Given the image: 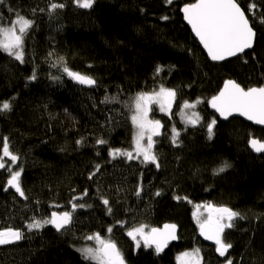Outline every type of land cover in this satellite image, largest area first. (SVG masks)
Here are the masks:
<instances>
[{
	"label": "trees",
	"instance_id": "trees-1",
	"mask_svg": "<svg viewBox=\"0 0 264 264\" xmlns=\"http://www.w3.org/2000/svg\"><path fill=\"white\" fill-rule=\"evenodd\" d=\"M196 2L94 0L82 8L76 0H0V25L17 15L32 21L23 61L0 50V104H11L0 111V149L6 138L19 157L15 164L5 157L0 169V231L22 233L0 246V264H95L80 249L94 247L88 237L96 234L116 243L125 264H178L196 249L203 264H264V154L249 148L253 138L264 141V130L239 118L222 122L211 106L229 80L264 87V0H237L257 41L225 63L210 61L183 20L181 9ZM51 3L64 7L51 11ZM65 68L96 88L78 87ZM161 86L195 104L199 122L178 125L175 143L162 137L159 167L136 155L113 158L115 149L134 152L135 98ZM20 169L21 198L7 184ZM208 204L239 213L223 234L232 245L226 256L199 239L196 209ZM63 212L72 220L61 232L29 228ZM170 223L179 226V242L162 254L137 249L127 235Z\"/></svg>",
	"mask_w": 264,
	"mask_h": 264
},
{
	"label": "snow or ice",
	"instance_id": "snow-or-ice-1",
	"mask_svg": "<svg viewBox=\"0 0 264 264\" xmlns=\"http://www.w3.org/2000/svg\"><path fill=\"white\" fill-rule=\"evenodd\" d=\"M76 3L82 8H91L94 0H76ZM63 7V4H50L51 11ZM255 7L254 4L251 5L249 11H252ZM183 11L185 18L202 41L212 60H224L227 57L236 56L238 53L244 52L245 49L252 48L255 32L248 16L241 9L237 0H197L194 4L186 5ZM31 26V20L19 15H17L16 20L9 26L0 25V50L23 61L22 48L24 35ZM64 71L81 84L94 85L96 83L91 77L72 72L68 68H65ZM159 71H161L160 68L157 69V72ZM32 79H35L34 75ZM175 97V90L166 89L161 86L158 92L138 94L134 101V114L131 119L137 128L135 138L136 158L142 155L144 161L154 163L156 167H159V164L153 152L154 141L152 138L160 134L159 130L162 126L160 121L148 119V113L153 103L158 104L161 111L170 112ZM211 106L225 118L237 112L247 116L249 120L264 124V87H253L245 90L235 81L229 80L225 82L224 88L219 95L212 98ZM194 107L195 104H189L188 102H185L183 105L184 109ZM10 108L11 104L7 101L0 104V111L10 110ZM186 122L191 124L198 123V114H193ZM215 124L216 121L212 120L207 125L210 137ZM173 131L175 133V130ZM146 133L147 146L142 143ZM178 136L179 133H175L173 137L174 143ZM98 143L103 144L105 141L100 140ZM250 143L255 151L264 152V143L256 139L251 140ZM0 153H2L0 154V169H5V157L9 158L12 164H15L19 159L17 155L10 151V146L6 138L3 141ZM111 155L113 158L116 156H127L129 159L133 158L131 152L120 149L113 150ZM228 166L225 164L217 171L223 172ZM22 171V169L12 171L10 173L11 178L7 181V184L13 187L21 196H24L20 184ZM177 199H180V197H177ZM104 204L107 205L108 201L104 200ZM73 207L75 208L76 205H73ZM205 207L209 210L208 217L201 221L199 215H197V222L200 225L201 234L206 239L214 240L218 246L216 250L221 256H225L232 245L224 241L223 234L225 229L233 226L232 221L235 217L239 216V213L227 207H215L211 204L205 205ZM71 220L72 216L69 212H63L61 214L52 213L50 219L34 221L29 225V228L39 229L43 225L52 224L59 231L64 229L66 225H69ZM108 231L111 232V229H108ZM175 233L176 225L172 224L165 225L164 229L152 228L149 232H145V227L142 225L132 228L127 234L136 241L137 248L141 246L142 240L143 244L147 247L155 245V251L159 253L167 246L169 240H175L177 238ZM21 238L22 233L18 230L6 229L0 231V245L10 244L19 241ZM88 239L97 241L98 247L80 249L85 259L93 260L96 264H125L123 253L114 241L103 239L99 234L88 237ZM184 256L194 257L191 264H201L199 249H196L192 253H185ZM227 264H232V261L228 260Z\"/></svg>",
	"mask_w": 264,
	"mask_h": 264
},
{
	"label": "rangeland",
	"instance_id": "rangeland-1",
	"mask_svg": "<svg viewBox=\"0 0 264 264\" xmlns=\"http://www.w3.org/2000/svg\"><path fill=\"white\" fill-rule=\"evenodd\" d=\"M158 91H159V89H154L152 92H149V93L158 92ZM184 103H185L184 101H180L179 100V97H178V95L176 93V97H175V100H174V102L172 104L170 112L169 111H161L160 108H159V105L155 104V103H153L150 106V111L148 113V119L154 120V121L158 120V121H160V124L162 126L160 128V130H159L160 134L156 135V136H153V138H152L153 141H154L153 152L156 150L155 147H156L157 143H159L162 140V137L164 138L166 136V138H168V140L169 139H173L175 133L177 132V126L178 125H180L182 127H185V128H186L187 125L188 126L196 125V124H191V123H187L186 122V120L188 118L192 117L193 114H195V112H194L193 108L184 109L183 108ZM165 123H168V125H166V126L169 127V129L165 128ZM134 129H135V132H134V138H133V140H134V152L132 153L133 156L136 155V152H135V138H136V134H137V128H136L135 124H134ZM173 130H175V133H174ZM142 143L145 146H147V133L145 134ZM140 157L143 159L142 155ZM196 210H197L196 213H195V220L196 221H197V215H199V219L201 221L206 219L208 217V215H209V210L205 207V205H201V207H198ZM128 230H131V229H128ZM145 232H147L146 229H145ZM21 239L19 241H21ZM130 239H132V238L130 237ZM138 239H139V237H138ZM19 241H15V242H19ZM15 242H13V243H15ZM13 243H10V244H13ZM133 243H134V245H136V241H134ZM94 244H95L94 247H98L97 241ZM141 244H143L142 240H141ZM0 246H3V245H0ZM139 248H137V249H139ZM194 251L195 250L188 251V252H182V254L179 255L178 258H177L178 264H191V262L194 260V257H185L184 254L185 253H192ZM199 257L201 259V264H203L202 263L203 254L200 251H199ZM93 262L96 264L95 261H93Z\"/></svg>",
	"mask_w": 264,
	"mask_h": 264
},
{
	"label": "water",
	"instance_id": "water-1",
	"mask_svg": "<svg viewBox=\"0 0 264 264\" xmlns=\"http://www.w3.org/2000/svg\"><path fill=\"white\" fill-rule=\"evenodd\" d=\"M237 3H238V2H237ZM239 6H240V5H239ZM184 7H185V6H184ZM184 7L181 9V11H182V15H183V20L185 21V23H186V25L188 26L189 30L192 32L194 39L196 40V42L199 43V45H200V47L202 48V50H203L204 52H206V54H207V56H208V58L210 59L211 62H213V63H214V62H216V63H225V61H227V60H233V59H235V58H237V57L244 56L246 53L252 52V51L254 50V47L256 46V41H257V39H256V35H257V34H256V31H254V32H255V37H254V40H253V46H252V48L245 49L244 52H242V53H238L236 56L227 57V58L224 59V60H220V61L212 60L211 57H210V55H209V53H208V51H207V49L204 47L202 41H201L200 38L196 35V33H195V31L193 30L191 24H189V22H188L187 19L185 18V13H184V11H183ZM241 9L244 10L243 8H241ZM245 14H246V13H245ZM253 30H254V29H253ZM73 80L75 81L76 85H77L78 87L82 88V89H86V90L91 89V90H94V89L96 88V86H97V83H95L94 85H87V84H81V83H79V82H78L76 79H74V78H73ZM236 83H237V82H236ZM223 88H224V86H223ZM223 88L218 92L217 95H219V93L223 90ZM216 114H218V116H219V118H220V120H221L222 122L228 123V121H230V120H232V119H238V118H239V119L243 120L244 122H246V123H248V124L250 123L251 125H253L254 127H256V128H258V129L261 128V129L264 130V124H259V123H256L254 120H249V119L247 118V116L241 115L240 113L234 112V113H232V115L228 116L227 118L221 116L220 113H219L217 110H216ZM253 139H255V138H253ZM253 139H251V140H253ZM251 140H250V142H251ZM256 140H258V141L264 143V141H262V140H259V139H256ZM249 144H250V145H249V148H250L251 151H253L255 154H257L258 156H261L262 154H264V152H257V151H255V150L252 148L251 143H249ZM10 187H11V186H8V188H10ZM11 188H13V187H11ZM13 189H14V188H13ZM14 190H15V189H14ZM15 192H16V190H15ZM16 193L19 195L20 198L23 197V196H21L18 192H16ZM57 214H59V213H57ZM70 224H71V223H70ZM70 224H69V225H66L65 228L69 227ZM172 224H173V223L166 224V225H172ZM174 225H176V224H174ZM164 226H165V225H164ZM164 226H162V227H160V228H158V229H164ZM52 227H53V228H56L54 225H52ZM65 228H64V229H65ZM64 229L59 230V232L63 231ZM56 230H57V229H56ZM57 231H58V230H57ZM179 231H180L179 226L176 225V233H175V234H176V237H177V238H176L175 240H169L168 243H167V246L164 247L163 251H162V252H159V254L164 253L167 249H169V247H171V245L177 244V243L179 242V237H180V232H179ZM198 231H199V239H200L202 242H204V243L207 244L208 246L215 247V249H217L218 246L216 245V243H215L214 240L206 239L205 236L201 234L200 226L198 227ZM117 247H118V246H117ZM152 248H155V245H153ZM216 251H217V250H216ZM229 252H230V251H229V249H228L226 255H228ZM217 254L220 255L218 251H217ZM226 255H225V256H226ZM220 256H221V255H220ZM226 264H227V263H226Z\"/></svg>",
	"mask_w": 264,
	"mask_h": 264
}]
</instances>
